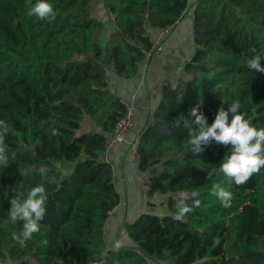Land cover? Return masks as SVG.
I'll use <instances>...</instances> for the list:
<instances>
[{"label":"trees","instance_id":"obj_1","mask_svg":"<svg viewBox=\"0 0 264 264\" xmlns=\"http://www.w3.org/2000/svg\"><path fill=\"white\" fill-rule=\"evenodd\" d=\"M91 1L51 0L59 15L49 22L30 17L26 0H0V120L7 122L9 156L15 155L0 169V264H264V169L243 186L207 177L231 148L210 145L193 154L184 147L187 128L172 125L196 106L210 124L222 101L227 109L239 100L247 118L264 127V73L245 63L252 48L264 56V0L193 4V54L135 148L138 168H155L153 186L166 196V211H142L125 222L131 243L118 251L104 233L119 194L101 153L124 113L110 85L137 74L152 33L172 28L190 0H102L107 16L121 21L107 37L90 14ZM53 120L61 135L49 139ZM41 166L56 180L45 185L40 232L24 241L16 238L22 222L8 218L10 199L14 189L26 195L42 182ZM215 183L233 193L230 208L211 194ZM182 194L189 204L202 203L177 221Z\"/></svg>","mask_w":264,"mask_h":264},{"label":"clouds","instance_id":"obj_2","mask_svg":"<svg viewBox=\"0 0 264 264\" xmlns=\"http://www.w3.org/2000/svg\"><path fill=\"white\" fill-rule=\"evenodd\" d=\"M28 6V15L38 20L54 21L59 15L51 0H26ZM253 55L245 63L249 70L264 73V66L261 60L264 56L256 52L255 48L249 50ZM222 105L218 108L214 120L209 124L205 114L199 110V107H192L189 110V116L181 114L172 121L175 128L182 124L187 128V139L184 141V147L188 152L199 154L204 151L206 146L213 143L225 147L231 146L230 152L226 154L219 168H214L207 172V177L214 173L222 175L229 183L237 186H243L248 183L254 175L260 174L264 169V127L255 126L247 113L241 111L239 100L228 104L227 109ZM191 121V123H189ZM45 123H49L45 121ZM55 121L49 124V139L61 135L58 128L54 127ZM7 122L0 120V169L7 167L15 160V155L9 156L5 143L7 134ZM42 177V182L32 187L27 194L19 193L14 189V195L10 199L11 207L8 211V218L15 224L22 222V229L17 234V239L24 241L32 239L33 235L40 232V222L46 215V203L48 200V191L46 184H54L55 176H50V169L41 166L38 169ZM211 194L217 197L221 206L225 209L232 206L233 193L227 190L221 183L212 185ZM192 197H197L198 193L193 192ZM188 197L181 195L176 201V213L174 220L183 221L185 216L194 212L201 206L200 199H193L189 204ZM46 244L47 241H42ZM116 250H119V245Z\"/></svg>","mask_w":264,"mask_h":264},{"label":"crops","instance_id":"obj_3","mask_svg":"<svg viewBox=\"0 0 264 264\" xmlns=\"http://www.w3.org/2000/svg\"><path fill=\"white\" fill-rule=\"evenodd\" d=\"M193 4L188 6L181 18L171 28L165 38L162 52L148 59L145 71H142V63H145L142 62L134 77L114 79L110 85L111 90L121 100L132 92L137 94V106L134 112L135 126L125 135V140L114 146L110 152L109 164L113 172L114 186L119 194V202L106 220L104 233L106 242H110L109 246L114 248H117L118 245L120 247L131 243L124 231L125 222L134 220L142 211L154 213L166 211V206L163 204L166 196L160 195L153 186L152 174L155 168L140 170L137 166L138 159L132 157L130 143L138 138L139 131L148 121L161 95L173 87L177 80L184 75V65L192 56L195 47L192 33ZM83 123L87 126L89 120L85 119ZM141 174L150 178L144 188L137 183ZM108 235L110 238H107Z\"/></svg>","mask_w":264,"mask_h":264},{"label":"built area","instance_id":"obj_4","mask_svg":"<svg viewBox=\"0 0 264 264\" xmlns=\"http://www.w3.org/2000/svg\"><path fill=\"white\" fill-rule=\"evenodd\" d=\"M171 26L161 28L157 30L152 36V45L145 54L143 62H147L149 58L162 52L164 48V41L166 36L170 33ZM137 94L135 92L130 93L125 99L122 100L124 106L123 115L117 120L112 133L108 136L105 143L104 150L101 153V159L107 163H110V152L112 148L125 140V135L133 130L135 126L134 112L137 106ZM138 138H135L130 143V148L133 149L135 157L138 159L136 153V142Z\"/></svg>","mask_w":264,"mask_h":264},{"label":"rangeland","instance_id":"obj_5","mask_svg":"<svg viewBox=\"0 0 264 264\" xmlns=\"http://www.w3.org/2000/svg\"><path fill=\"white\" fill-rule=\"evenodd\" d=\"M193 2L195 3L196 0H194V1L190 0L189 5H192ZM90 14L94 18L102 21L103 25L101 27V30L104 31L105 37H107L110 34V32H112L118 25H120V22H121L119 19H116V18L113 20V17L111 15L109 17L107 16L105 8L102 4V0H92L91 1V3H90ZM146 65H147V63L146 64L142 63V71H145ZM85 128H86L85 123H83L81 130H83ZM212 146H222V145H217V144L213 143ZM228 147L231 148L230 145ZM130 150L132 153V157L135 158V153L133 152V149L130 148ZM149 181H150V178L147 175L141 174L138 177L137 183H138V185H140V187L142 186V188H144ZM143 204H144V202H143ZM152 208H154V207H152ZM112 217H113V215H112ZM106 231L109 232L108 230H106ZM107 238H110V235H108ZM109 244H110V242H107V245H109ZM153 264H155V263L153 262Z\"/></svg>","mask_w":264,"mask_h":264}]
</instances>
